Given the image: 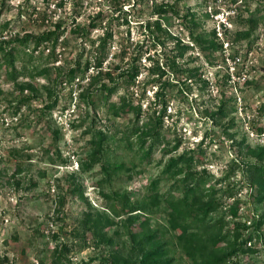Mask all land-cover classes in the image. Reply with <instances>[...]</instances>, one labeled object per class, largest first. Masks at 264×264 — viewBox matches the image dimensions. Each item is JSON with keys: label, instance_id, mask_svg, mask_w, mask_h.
Masks as SVG:
<instances>
[{"label": "rangeland", "instance_id": "1", "mask_svg": "<svg viewBox=\"0 0 264 264\" xmlns=\"http://www.w3.org/2000/svg\"><path fill=\"white\" fill-rule=\"evenodd\" d=\"M162 1L5 0L2 6L0 0V41L8 40L15 48V65L22 70L15 71V77L8 61L0 60V264H51L60 244L67 246L63 261L72 264L84 260L98 264L101 255L117 251L128 258L139 256L132 249L139 237L132 235L137 226L128 223L130 213L117 215L107 206L115 202L120 211L125 207L115 197L117 192L130 193V202L140 203L154 190L151 181L160 175L158 190L166 193L176 177L163 173L165 162L203 137L205 157L195 170L223 201L212 216H224L223 232L233 231L239 222L243 237L254 236L247 246L256 250L240 251L232 261L264 264V221L258 224L264 217V201H258L264 183L250 178L247 169V162L264 164V0L163 1L180 13L188 11L187 16L155 12V2ZM99 9L104 12L102 25L89 35L72 30ZM253 12L263 14L251 36L255 41H238L236 31L248 27L246 19ZM156 17H161L164 30L152 33L146 24ZM225 17L230 26L222 23ZM59 19L67 29L56 47L57 58L48 54L49 42L34 50L32 42L25 45L11 40L19 33L44 32ZM213 28L224 47L229 42V58L225 49L212 51L191 35V31L197 35ZM107 29L113 35L105 48L103 70L117 62L126 66L136 52L142 54L138 60L141 72L135 81H126L125 75L114 71L120 87L108 99L100 84L114 82L102 75L97 84H91L89 76L97 72L93 66L72 81L63 80L64 74H60L78 59L84 62L95 55L96 44ZM174 36L192 47L177 56L173 66L168 58L177 52ZM237 54L241 60L234 63ZM157 59L167 68L159 82L165 91L160 99L153 81L156 74L149 69ZM47 63L50 71L37 73ZM122 95L142 103L140 119L133 110L119 115L112 112L111 103L121 101ZM51 102L56 104L48 108ZM221 105L223 111L217 113ZM163 110L164 143L151 161L141 160L140 144H129L127 133ZM99 130L106 137L103 150L94 158L92 139ZM132 138L136 140L137 135ZM176 144L178 148L171 149ZM83 162L93 163V167L84 169ZM119 162L127 167L105 173L103 165ZM225 174L228 177L220 181ZM181 191L177 189L175 194L179 196ZM232 204L239 205L237 215L226 211ZM97 211L114 218L103 227L104 240L100 230L90 227L89 218ZM132 213L149 217L152 228L166 230V246L171 248L175 264H191L168 229L164 201L151 211Z\"/></svg>", "mask_w": 264, "mask_h": 264}, {"label": "trees", "instance_id": "2", "mask_svg": "<svg viewBox=\"0 0 264 264\" xmlns=\"http://www.w3.org/2000/svg\"><path fill=\"white\" fill-rule=\"evenodd\" d=\"M164 1V0H163ZM155 2V12L165 13L169 11H174L179 15L187 16L190 13L185 12L180 13L179 10L168 3L164 2ZM2 6L5 3V0H2ZM2 6L0 5V13ZM192 14V13H191ZM193 16V15H192ZM191 16V17H192ZM262 15H255V13H250L247 17L249 23L247 28H243L236 31L235 39L243 40L249 39L250 43L255 41V37L251 38L253 31L258 26L260 18ZM74 20V19H73ZM104 20V12L102 9L97 10L90 20L85 24L78 23L76 27L72 30L83 35H89V32L96 28L99 25H102ZM75 22V21H74ZM150 22V23H149ZM8 22L5 23V26ZM54 27L50 28L44 32H41L37 35H33L29 32L24 34H16V37H11V40H17L22 44H29L32 42L34 44V50L37 49L42 43L49 42L51 43L49 55L52 58H57V45L60 38L67 29V25L64 24L63 19L56 20L53 23ZM152 31L161 32L164 30L163 21L161 17H156L154 20L148 21L146 24ZM166 30V29H165ZM167 31V30H166ZM217 30L213 28L210 32H202L197 35L194 34V31H191V35L194 39L198 41L203 47L209 48L212 51H220L224 49L223 40L218 39ZM157 38H159V33H157ZM113 35L111 30L107 29V32L100 37L98 43L95 47V55L91 54L90 57L86 58L84 62L81 59H78L73 65H70L68 69L62 70L60 74H64L63 80L72 81L80 72L83 75L88 71L90 66L96 68V73L89 76L91 84H97L102 75L108 77L113 84H108L103 82L100 84L101 89H106L104 94L105 98H109L110 94L114 91H118L120 84L118 80H115L114 71H120L119 75H125L126 81H135L137 76L141 72V65L138 60L141 58L142 54L136 52L132 56V60L128 61V64L124 66L122 63L117 62L111 68L103 70V63L106 59V47L109 38ZM175 42V47L177 52L173 54L170 58V65H176L177 56H183L185 52L192 47L190 44L182 43L179 37ZM8 40L0 41V52L3 56L0 58L4 61H8V64L13 68V75L15 71L18 70L15 65L16 53L15 48L7 42ZM34 55V54H31ZM167 64L169 62H166ZM169 66V64H168ZM51 69L50 64H46L41 67L39 70H36L37 73H48ZM151 73H155L156 78H153L157 83L156 96L158 99L161 98L162 94L165 91L160 88L159 82H161V75L167 72V68L163 67L159 60H155L149 66ZM189 71V69H187ZM193 69H190V73ZM63 77V75L61 76ZM25 101V100H22ZM160 100H158L159 102ZM164 102L166 103L165 99ZM157 103V100H156ZM56 102H51L47 104L48 108L54 107ZM112 112L116 115L121 114L123 111L133 110L136 113V118L140 119L143 113L142 103H135L133 98H128L126 95L121 96V101L112 102L110 105ZM166 109V106L163 107ZM157 109L153 110L156 112ZM219 111H223V106H220ZM164 110L159 112V114H151L149 116L150 120L143 122L141 125L135 126L132 130L127 133L128 143L133 145L135 142L140 144V154L139 158L141 160L151 161L152 155L159 148V146L164 143L163 141V132L162 127V118ZM97 137L93 138L94 142L93 152L91 157H96L95 155L103 150L104 139L106 133L102 130L96 132ZM136 134L137 139L133 140L132 135ZM204 137L197 142L193 147L184 149L182 152L177 155L171 156L166 162L163 168V173H169L170 177H176L174 182L170 184L167 192H159L158 185L161 181L162 176H157L151 181V187L154 190L149 193L148 197L141 199L140 203H131V195L127 192H117L116 198L125 206L121 211L117 207V203H109L107 206L110 211L120 215L122 213H130L127 217L129 224H134L137 226L133 236H138L136 244L132 245L134 251H139V256L128 258L127 256L120 253V251L115 252L113 255H101L98 264H175V259L172 254L170 247L166 246V230L160 228H152L149 217H141L138 215H133V211L141 209L144 211H151L155 207L159 206L163 201L166 204L168 211V229L176 235V240L181 244L184 249L185 254L190 258L191 264H242L240 262L232 261V258L237 256L240 251H254L256 248L247 246V242L252 239L254 236L250 233L248 236L243 237V232L239 229L240 223L235 222V229L233 231L227 230L222 231L224 224V216L213 217L212 213L217 211L222 205L223 201L220 197L216 196V191L214 186H206L203 184V176L201 173H197L195 170L198 164L203 163L205 153H204ZM178 148V144L171 149ZM170 149V150H171ZM262 156V153L259 154ZM31 157V156H28ZM84 169H91L93 163L86 164L82 163ZM106 174H110L112 171H118L123 168H126L127 165L125 162H119L115 165L107 164L103 165ZM247 169L249 177L254 179L256 178L260 183H264V164L256 162H247ZM221 177L219 180H224L228 177ZM101 183V182H99ZM177 189H181V194L178 196L175 194ZM234 193V192H231ZM231 193L229 195H231ZM261 195L258 198V201H264V192L259 190ZM258 195V194H257ZM239 210V205L232 204L227 212L232 215H237ZM91 221L90 227H94L97 230L101 231L100 239H106V233L104 232V225H109L114 221V218L110 216L108 212L97 211L95 217H90ZM264 221L262 217L258 224ZM112 241V238L109 239V243ZM226 241V243H224ZM154 244V245H153ZM149 246H152L151 249L147 250ZM57 254L56 257L51 261V264H72L63 261V257L66 256L67 246L57 245L56 246ZM88 260L81 261L76 264H88ZM180 264V263H179ZM189 264V263H187Z\"/></svg>", "mask_w": 264, "mask_h": 264}, {"label": "built area", "instance_id": "3", "mask_svg": "<svg viewBox=\"0 0 264 264\" xmlns=\"http://www.w3.org/2000/svg\"><path fill=\"white\" fill-rule=\"evenodd\" d=\"M222 23H224V24H226V25H231L230 24V21L228 20V17H225L223 20H222ZM229 42H226L225 43V47H224V49L227 51L226 53H227V56H228V58L230 57V54H231V52H230V50H229ZM238 60H241V56L239 55V54H237L236 56H235V58H234V63H236Z\"/></svg>", "mask_w": 264, "mask_h": 264}]
</instances>
